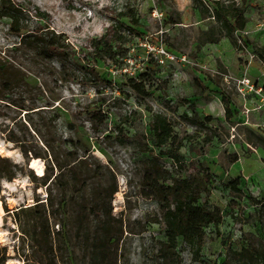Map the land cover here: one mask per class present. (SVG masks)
<instances>
[{
    "label": "rangeland",
    "instance_id": "rangeland-1",
    "mask_svg": "<svg viewBox=\"0 0 264 264\" xmlns=\"http://www.w3.org/2000/svg\"><path fill=\"white\" fill-rule=\"evenodd\" d=\"M10 1L24 10L31 27L39 24L61 34L64 47L54 59L44 60L19 46V38L6 29L9 20L0 19V61L26 79V84L11 90L0 83V96L5 99H0V156L22 167L15 179L1 183L0 246L6 248L7 262H47V258L42 263L39 255L32 254L14 214L37 200L47 205L50 191L55 216L49 217V222L58 264H87L80 229L89 228L94 219L90 208L97 206L109 210L114 236L121 234L113 246L116 264H161L164 225L157 202L146 195L142 184L147 160L156 156L171 177H194L200 203L218 207L223 217L217 228L204 229V246L198 256L178 239L176 264H238L232 252L252 248L260 238L257 208L249 197L264 199V148L259 142L264 140V59L255 53L256 47L264 46V0H223L245 10L247 24L234 35L236 49L228 39L218 44L198 43L200 33L213 20L202 18L191 0ZM200 1L211 6L215 0ZM127 9L139 19V36L117 26L118 21L128 23L118 16ZM115 30L123 37L120 45L125 56L114 61L95 60L90 41L105 34L111 37ZM144 43L160 45L185 56L186 61H168L150 52ZM90 68L102 82L93 85ZM143 74L151 79L142 78ZM129 79L145 80L149 95L133 92ZM222 98L229 103V117ZM86 107L102 110L107 118L106 132L99 136L92 132ZM191 107L198 115L197 125L184 118L192 116ZM155 113L165 115L174 135L182 140L179 163L161 156L152 144L150 121ZM54 115L72 123L73 133L60 126L42 129L41 135L34 132L29 120L38 125L39 116ZM118 126L126 135L123 144L115 138ZM71 135L89 148L91 176L81 185L85 186L81 194L62 212L58 208L60 185L47 190L31 181V173L40 177L48 172L47 162L31 154H44L42 137L64 140ZM21 149L27 151L28 158ZM59 149L65 151L63 145ZM33 159L42 167V175L30 167ZM234 180H238L240 192L231 188ZM113 186L116 192L110 196ZM77 217L84 222L81 227Z\"/></svg>",
    "mask_w": 264,
    "mask_h": 264
},
{
    "label": "trees",
    "instance_id": "trees-1",
    "mask_svg": "<svg viewBox=\"0 0 264 264\" xmlns=\"http://www.w3.org/2000/svg\"><path fill=\"white\" fill-rule=\"evenodd\" d=\"M195 8L199 10L204 19H211L213 23L202 31L198 38L200 45L218 44L222 39H228L231 45L238 48L237 41L234 39L236 32L244 31L247 18L243 6H239L231 1L215 0L211 6L202 3L200 0H191ZM245 1V0H242ZM25 12L22 8L16 6L10 0H0V19L6 18L9 23L6 25L7 31L19 38L18 45L27 48L35 55L44 60H52L61 53L64 47V40L61 34H55L39 24L30 26L26 23ZM120 19L128 21H118V27L126 29L135 36L140 34V23L136 13L132 9L121 11L118 14ZM179 22H173L177 24ZM114 31L113 36L103 35L99 39H92L89 47L92 49L95 60L114 61L118 57H123L126 51L121 47L123 40L122 35ZM255 53L258 58L264 59V46L256 47ZM90 81L93 85L102 82L100 75L90 68L88 71ZM142 78L150 80L148 74L140 75ZM0 83L6 90H11L21 84H26V79L20 73L14 72L6 63L0 61ZM128 86L130 89L146 97L149 95L146 87V81L139 82L129 79ZM1 100H5L0 96ZM222 104L225 114L230 116V107L227 99L222 98ZM192 116L184 118L192 125L199 122L198 115L191 107ZM44 110L36 112L44 113ZM35 113V112H32ZM86 121L89 123L91 130L96 135H101L107 131L106 115L100 109L86 107ZM30 125L36 134L42 133V129H55L57 126L71 130L73 133L74 126L59 115L53 117L39 116L38 125L29 120ZM116 139L120 144L126 140L123 128L116 127ZM150 133L153 146L159 150L161 156L170 158L173 162H180L179 150L182 146V140L174 135L173 128L166 116L161 113H155L150 121ZM109 135H104L108 138ZM45 147L44 154L30 153L34 158H41L48 164V172L37 177L31 173L30 179L33 183L44 186L49 189L51 185H60L61 200L58 205L60 211H64L69 203L73 202L74 197L85 189L81 185L87 182L91 176L90 169L87 166L89 158V148L78 138L70 137L62 140L54 137H42ZM264 148V140L259 139ZM63 145L64 152L59 148ZM68 146V147H67ZM23 156L28 158L26 150L21 149ZM49 157V158H48ZM148 168L142 177V184L146 190V195L154 199L160 209L161 220L164 225L165 240L160 241L161 264H176L178 262V253L176 251L178 239L182 245L189 248L194 256H198L203 250L205 232L204 229L209 227L217 228L222 223V213L216 206L209 207L207 204L200 203L201 193L197 181L191 175L171 177L166 170H163L159 164V157L153 156L147 160ZM55 170V173H54ZM22 171V167L13 163L8 157L0 156V191L1 183L11 182L17 174ZM170 179V183L166 182ZM38 180L41 182L38 183ZM238 180L231 181V188L240 192L237 188ZM82 187V188H81ZM116 192L113 186L110 196ZM51 199V192L48 197ZM46 199L47 205L39 203L33 206L21 208L15 211L14 220L21 230L22 237L29 241V248L32 254L39 255L40 262L47 258L44 264H58L53 245L52 232L50 230L49 217L54 218L52 202ZM251 204L257 208L256 212L259 217L260 238L258 243L252 248H242L239 252L233 251L237 255L238 264H264V199L257 200L249 197ZM47 206V208H46ZM89 228L80 231L84 232L82 237L85 244V250L88 252L87 264H116L113 246L119 241V237L112 233L108 222L109 210L104 207H93ZM90 215V214H89ZM78 227L84 222L77 217ZM59 234V232L57 233ZM61 240V239H60ZM63 243H65L62 237ZM65 245V244H64ZM59 250V247H57ZM6 248L0 246V264H6ZM223 264H226L225 262Z\"/></svg>",
    "mask_w": 264,
    "mask_h": 264
},
{
    "label": "built area",
    "instance_id": "built-area-1",
    "mask_svg": "<svg viewBox=\"0 0 264 264\" xmlns=\"http://www.w3.org/2000/svg\"><path fill=\"white\" fill-rule=\"evenodd\" d=\"M144 46L147 47V49L150 51V52H155L157 53L158 55L160 56H163L165 59H167L168 61H174V60H177V61H182V62H185L186 61V57L183 56V55H176L172 52H169L167 51L165 48H163L162 46L159 45L158 48L155 47V44L154 45H151L150 43H144ZM157 46V45H156ZM241 47L244 48L243 44H241ZM162 61V60H161ZM160 61V62H161ZM245 83H248V82H245Z\"/></svg>",
    "mask_w": 264,
    "mask_h": 264
},
{
    "label": "bare ground",
    "instance_id": "bare-ground-1",
    "mask_svg": "<svg viewBox=\"0 0 264 264\" xmlns=\"http://www.w3.org/2000/svg\"><path fill=\"white\" fill-rule=\"evenodd\" d=\"M30 167L31 168H36L37 172L39 175H42V167L39 165V162L36 160V159H33L31 160L30 162ZM3 214V210H2V207H1V204H0V218H1V215ZM2 235V233H0V236ZM6 264H12L11 262H7Z\"/></svg>",
    "mask_w": 264,
    "mask_h": 264
}]
</instances>
